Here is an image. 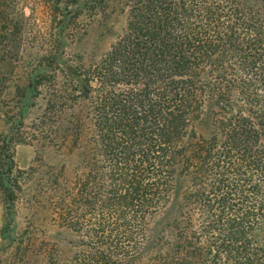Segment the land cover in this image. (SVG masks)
I'll use <instances>...</instances> for the list:
<instances>
[{"label": "trees", "instance_id": "16d2710c", "mask_svg": "<svg viewBox=\"0 0 264 264\" xmlns=\"http://www.w3.org/2000/svg\"><path fill=\"white\" fill-rule=\"evenodd\" d=\"M41 1L55 46L14 85L0 132V253L12 264H264V0ZM14 9L0 0L1 39L20 28ZM85 12L124 20L87 63L64 51L82 42L71 35ZM24 141L40 169L16 167ZM27 183L31 217L40 208L55 231L44 241L5 234Z\"/></svg>", "mask_w": 264, "mask_h": 264}, {"label": "rangeland", "instance_id": "374dc122", "mask_svg": "<svg viewBox=\"0 0 264 264\" xmlns=\"http://www.w3.org/2000/svg\"><path fill=\"white\" fill-rule=\"evenodd\" d=\"M14 11H20L23 14L20 28L8 27L6 39L0 38V53H3L2 62L0 63V132L4 131L8 125L5 122L7 115L16 111V102L12 97L14 85L24 78V72H27V65L32 63L31 60L41 55L43 51H49L54 45L53 34L55 32V24L50 22L48 10L41 0H13ZM99 20V19H98ZM97 23L87 17V14L81 16L72 25V35L75 40L82 37V42L75 43L74 40L66 44L64 51L68 59L81 60L85 63L92 60L95 55L100 54L109 48L113 41L114 33H117L123 26V16L115 13L111 14L105 22L99 20ZM105 23V25H103ZM110 27V29H104ZM55 46V45H54ZM55 48V47H54ZM40 98L36 100V106L33 113L23 120L21 135L28 136V120L37 112L40 105ZM38 145L28 141L15 143L12 147L13 161L18 169L26 170L30 166H35L36 170L40 169L39 164L34 161L35 149ZM41 154L42 161L57 163L58 157L50 153ZM30 184L23 185L22 199L20 198L15 206L16 214L12 224V229L5 232L8 236H16L23 238L21 233L25 235L33 230V236L40 242L45 239L46 235L55 234L53 228L40 222L42 210L38 208L34 217H31L29 205L26 201V193H31L28 189ZM28 189V190H27ZM3 204L0 200V229L3 224ZM31 221V222H30ZM32 226H35L32 228ZM21 234V235H20ZM44 241V240H43ZM7 240L1 239L0 248L6 245ZM0 253V264H12L16 260L11 253ZM38 258V257H37ZM38 264H45L44 259L38 258Z\"/></svg>", "mask_w": 264, "mask_h": 264}]
</instances>
